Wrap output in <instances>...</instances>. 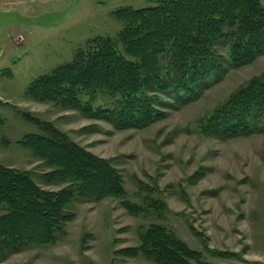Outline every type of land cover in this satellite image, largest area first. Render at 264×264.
I'll use <instances>...</instances> for the list:
<instances>
[{"label":"rangeland","instance_id":"374dc122","mask_svg":"<svg viewBox=\"0 0 264 264\" xmlns=\"http://www.w3.org/2000/svg\"><path fill=\"white\" fill-rule=\"evenodd\" d=\"M150 5L0 0V165L31 171L44 190L66 185L41 181L37 176L50 168L20 144L26 135L41 133L31 121L36 119L109 161L124 189L122 196L72 202L73 217L52 243L1 258L0 264H155L122 253L139 246L151 225L165 228L210 264H264V119L262 132L236 138L200 129L240 86L264 76V54L211 77L187 99L162 97L158 118L141 128L117 130L106 120L24 95L33 79L71 62L91 40L115 38L122 29L116 10ZM106 102L86 104L96 109Z\"/></svg>","mask_w":264,"mask_h":264},{"label":"trees","instance_id":"16d2710c","mask_svg":"<svg viewBox=\"0 0 264 264\" xmlns=\"http://www.w3.org/2000/svg\"><path fill=\"white\" fill-rule=\"evenodd\" d=\"M147 1L152 5L116 10L113 16L122 29L115 38L91 40L71 62L33 79L24 95L106 120L117 130L141 128L158 118L162 97L187 99L211 77L264 54L263 0ZM97 98L107 102L96 109L86 104ZM263 119L261 76L240 86L201 121L200 129L236 138L262 132ZM31 121L41 133L26 135L20 144L50 168L37 177L66 185L44 190L31 171L0 165V259L52 243L73 217L72 202L124 194L122 178L109 161L50 123ZM124 206L134 213L133 205ZM139 239V246L122 253L155 264H210L161 226H149Z\"/></svg>","mask_w":264,"mask_h":264}]
</instances>
